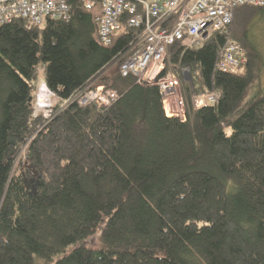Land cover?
<instances>
[{
	"label": "trees",
	"instance_id": "1",
	"mask_svg": "<svg viewBox=\"0 0 264 264\" xmlns=\"http://www.w3.org/2000/svg\"><path fill=\"white\" fill-rule=\"evenodd\" d=\"M71 2L70 18L40 27L0 23V264H264L262 8H235L238 68L216 66L225 33L168 47L158 78H179L182 117L155 81L120 72L140 29L121 19L104 45L97 10ZM40 67L60 96L49 117L35 111ZM90 82L118 98L80 104Z\"/></svg>",
	"mask_w": 264,
	"mask_h": 264
},
{
	"label": "built area",
	"instance_id": "2",
	"mask_svg": "<svg viewBox=\"0 0 264 264\" xmlns=\"http://www.w3.org/2000/svg\"><path fill=\"white\" fill-rule=\"evenodd\" d=\"M87 9L100 6L96 14L99 39L104 45H111L121 28L122 20L139 32L128 43L129 55L120 64L123 75L133 73L139 81L156 82L163 94L164 103L169 96L178 94L179 78L168 74L158 78L165 66L168 47L179 41L192 48L202 45L214 32L227 34V40L220 48L216 66L224 71L233 70L246 62L241 45L230 38L235 8L241 4H255L264 11V0H80ZM71 0H0V23L16 18H26L32 25L43 26L47 18L67 19L72 15ZM122 19V20H121ZM187 77L189 69H184ZM118 93L103 84L88 83L75 96L79 103L94 101L98 106L111 105ZM217 92L198 96L196 104L216 101ZM60 96L44 82L37 91L35 111L49 117ZM71 100V98H70ZM69 99L64 100L65 105ZM178 103V102H176ZM174 102L173 114H180ZM169 105V104H168ZM47 110L48 113L42 111Z\"/></svg>",
	"mask_w": 264,
	"mask_h": 264
},
{
	"label": "rangeland",
	"instance_id": "3",
	"mask_svg": "<svg viewBox=\"0 0 264 264\" xmlns=\"http://www.w3.org/2000/svg\"><path fill=\"white\" fill-rule=\"evenodd\" d=\"M252 40L257 45V47H259V49L261 50L262 54L264 55V19L261 20V22H259L257 25H255L254 30H253ZM116 62H113L114 64L113 63L112 64L116 65ZM165 63H166V60H165ZM105 71H108V70H105ZM105 71L102 72V75L105 73ZM39 72L40 73H39L38 77L34 81L35 85H39L40 83L42 84L45 81V74L42 73L43 69L41 67L39 68ZM183 72H184V70H183ZM183 76H184V73H183ZM262 82L264 83V68H263V71H262ZM41 84H40V86H41ZM179 99H180V96L178 94H176L175 96L174 95H170L169 96V100H168V104L169 105L165 104V107H166V111H168V113L173 114L174 113V109H172V107L174 105V102L175 103L178 102V103H176L177 106H178V112L183 117L184 116V107H183V105L181 106V104L179 103ZM42 111H44L45 113H48L47 110L42 109ZM23 154H24V152L20 153L18 151V156L19 157L21 156L23 158L21 169H23L24 166L27 165V162L25 161V158H24ZM18 156L16 158H18ZM91 245L92 246H97L98 245L96 236H94L92 238Z\"/></svg>",
	"mask_w": 264,
	"mask_h": 264
},
{
	"label": "bare ground",
	"instance_id": "4",
	"mask_svg": "<svg viewBox=\"0 0 264 264\" xmlns=\"http://www.w3.org/2000/svg\"><path fill=\"white\" fill-rule=\"evenodd\" d=\"M253 5H255V4H253ZM218 68L219 69H221L219 66H218ZM236 68H238V67H236ZM221 70H223L224 71V69H221ZM189 76H190V72L188 73V76L187 77H185V79H189ZM160 91H161V89H160ZM162 93V92H161ZM179 94L181 95V92H180V81H179ZM198 96V95H197ZM182 97V96H181ZM81 104V103H80ZM206 104V103H205ZM204 105V104H203ZM200 106V105H199ZM166 108V107H165ZM168 112V111H167ZM46 117V116H45Z\"/></svg>",
	"mask_w": 264,
	"mask_h": 264
},
{
	"label": "crops",
	"instance_id": "5",
	"mask_svg": "<svg viewBox=\"0 0 264 264\" xmlns=\"http://www.w3.org/2000/svg\"><path fill=\"white\" fill-rule=\"evenodd\" d=\"M94 10H95V11L97 10V12H99V11H100V6L95 7ZM169 114H170V113H169Z\"/></svg>",
	"mask_w": 264,
	"mask_h": 264
}]
</instances>
